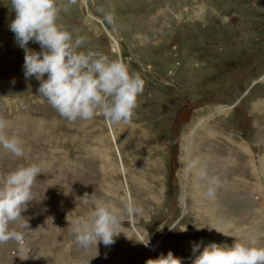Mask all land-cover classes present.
<instances>
[{
    "label": "rangeland",
    "instance_id": "1",
    "mask_svg": "<svg viewBox=\"0 0 264 264\" xmlns=\"http://www.w3.org/2000/svg\"><path fill=\"white\" fill-rule=\"evenodd\" d=\"M13 19L11 0H0V117L25 150L0 146V175L31 163L41 174L22 212L27 246L0 243V264H146L169 251L191 264L210 243L264 246V0H77L61 11L83 49L122 58L145 80L131 122L119 124L68 121L42 101L40 81L25 80ZM97 198L121 208L131 199L142 214H125V234L96 253L71 222Z\"/></svg>",
    "mask_w": 264,
    "mask_h": 264
},
{
    "label": "clouds",
    "instance_id": "2",
    "mask_svg": "<svg viewBox=\"0 0 264 264\" xmlns=\"http://www.w3.org/2000/svg\"><path fill=\"white\" fill-rule=\"evenodd\" d=\"M76 3L77 0H68L67 5H62L59 0H11L15 19L9 27L19 46L25 50L24 75L40 81L38 93L41 100H46L68 121H90L102 115L112 124L130 123L145 80L122 58L113 59L101 51L83 49L86 37L74 34L58 23L61 11H68V6ZM104 19L112 24L114 14L109 13ZM29 41L38 43L41 51L28 49ZM45 74L47 79H44ZM9 123L0 117V146L14 156L22 157L25 151L23 141L16 135H7ZM198 164L199 161H193L190 167L196 168ZM38 174H41V166L31 163L0 175V243L14 240L19 246H27L26 237L32 232L29 233L22 212L33 200L32 188ZM199 175L204 178L206 171L201 168ZM209 183L218 185L219 180L212 177ZM214 192L215 189L209 187L206 195L212 197ZM88 196L85 194L84 198ZM125 214L140 215L142 208L131 199L126 207L121 208L113 199L97 198L94 208L86 216L71 222L76 242L83 247L95 245L96 253L98 243L114 244L115 237L125 234L122 223L126 221L123 219ZM47 220L52 222L51 217ZM10 225H19L26 231L18 232ZM139 242L148 247V238ZM199 249V243L193 244V253ZM20 258L27 259V253ZM146 264H182V260L169 251L167 255L147 259ZM191 264H264V246L248 245L237 239L231 246L210 243L199 251Z\"/></svg>",
    "mask_w": 264,
    "mask_h": 264
},
{
    "label": "trees",
    "instance_id": "3",
    "mask_svg": "<svg viewBox=\"0 0 264 264\" xmlns=\"http://www.w3.org/2000/svg\"><path fill=\"white\" fill-rule=\"evenodd\" d=\"M21 57H22V56H21ZM219 64H220V63H219ZM219 64H218V65H219ZM212 65H213V64H212ZM212 65H211V66H212ZM225 67H230V64H229L228 62H225ZM232 67H233V66H231V68H232ZM5 80L8 81L9 79H8L7 77H5ZM25 80H26L27 83L30 82V84H31V82H32V80H33V77H30V78H26V77H25Z\"/></svg>",
    "mask_w": 264,
    "mask_h": 264
}]
</instances>
